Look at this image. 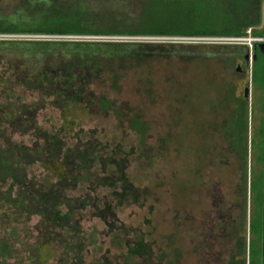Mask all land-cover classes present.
<instances>
[{
	"label": "rangeland",
	"instance_id": "374dc122",
	"mask_svg": "<svg viewBox=\"0 0 264 264\" xmlns=\"http://www.w3.org/2000/svg\"><path fill=\"white\" fill-rule=\"evenodd\" d=\"M23 1L30 0H0V7L7 9ZM146 1L53 0L63 7L81 2L93 16L116 17L124 13L136 15ZM194 1L199 15L204 17L203 26L219 28L244 23L241 6L245 0H237L236 15L234 0ZM250 4L258 19L256 29L260 30L264 25V0H252ZM223 7L227 12L221 10ZM23 37L46 36H0ZM217 39L181 38L175 42L190 41L189 44L202 46L191 48L189 53L178 49L179 54L174 56L153 55L121 66L107 65L88 86L86 93L92 94L90 104L84 96L85 103L72 105L63 112L45 100V106H39L36 111L40 132L54 137L65 149L92 141L106 158L109 155L116 162L112 166L107 164L105 172L95 166L98 180L81 182L74 190L65 192L70 199L95 197L100 210L106 204L112 208L113 216L106 220L94 216L90 207L76 211L75 227L84 245L83 264H224L227 261L228 239L223 238L218 245L214 239L224 228L221 211L229 210L238 175L223 128L229 118V102L222 91L234 70L222 58L230 50L222 47L245 45ZM0 60L11 65L17 63L13 54L7 52H0ZM43 62V66L56 63ZM115 75L119 76L118 90L113 89ZM12 93L11 99L18 107H34L42 100L38 93L20 88ZM100 98L111 101L113 106L107 111L100 110ZM6 99L0 97V103ZM134 116L146 125L143 137L130 128L129 120ZM7 131L11 142L26 147L37 142L32 134L23 136L10 128ZM115 169L122 170L132 191L126 200L114 195L121 193V188L109 186L113 176L109 179L107 176ZM25 173L37 185H42L47 175L40 164L28 166ZM52 181L57 180L51 178ZM103 183L106 186H99ZM65 212L63 209L62 213ZM7 220L10 219L0 218V233L7 228L2 221ZM38 223L39 218L32 217L18 228V241L14 243L18 258L9 260V264H38L31 259L38 245ZM140 244L148 250L142 257L132 252ZM56 254L42 249L39 258L46 260V264H58Z\"/></svg>",
	"mask_w": 264,
	"mask_h": 264
},
{
	"label": "trees",
	"instance_id": "16d2710c",
	"mask_svg": "<svg viewBox=\"0 0 264 264\" xmlns=\"http://www.w3.org/2000/svg\"><path fill=\"white\" fill-rule=\"evenodd\" d=\"M251 1L245 0L240 5L244 11L242 25L227 24L216 28L203 26L204 17L199 15L194 0H147L136 15L124 13L117 17L93 16L81 2L63 7L64 5L56 4L53 0H30L8 6L7 9L0 7V36L263 38V29H256L258 19L254 17ZM232 4L236 15L238 1L234 0ZM223 9L227 12L226 8H221L222 11ZM189 43L190 41L180 44L175 41L0 38V52L12 53L17 62L16 65H11L8 61L0 60V97H8L5 103H0V218L10 219L6 223L2 221V225L6 224L7 228L0 233V264H9V260L18 258L14 247V243L18 241V228L25 226L32 217L39 218L36 227L38 245L31 258L33 262L46 264L47 261L39 257L42 249H49L57 253L58 264H83L84 245L83 238L79 237V231L75 227L78 224L75 220L76 211L90 207L98 218L106 220L113 216L112 208L107 204L103 210L98 209L95 197L86 195L82 199H70L65 192L74 190L81 182L95 181L98 177L95 166L103 168L102 171L105 172L107 164L112 166L116 162L109 155L106 158L92 141L65 149V145L54 137L40 132L36 121L39 106H45L44 101L48 100L47 103L65 112L70 106L87 100L90 104L92 94L86 93L88 86L93 84L105 66H121L153 55L174 56L179 54L178 49H182V53H189L191 48L202 46ZM246 48L222 47L223 50H230L222 58L230 65L243 57V50ZM219 55L222 56V53ZM46 60H54L56 63L43 66V61ZM118 79L119 76L115 75L112 80L115 90H118ZM18 88L36 92L42 100L34 107H18L11 99L12 91ZM84 96L88 97L86 101ZM98 104L102 111L113 106L105 98H100ZM240 120L238 119L236 128L226 129L227 135L232 136L231 144L236 149L242 146L245 133L243 120ZM129 125L135 133L144 136L147 128L138 116L130 119ZM8 128L23 136L32 134L37 142L31 147L11 142L6 135ZM34 164H40L47 171L42 185L31 182L25 173V169ZM108 176V179L111 176L114 179L110 181V187L121 188V193L114 195L126 200L132 191L122 170L115 169ZM51 178L57 181L50 182ZM104 184L99 186H106ZM95 185L98 186L97 182ZM63 209L65 213H62ZM136 246L133 254L141 257L148 254L143 245Z\"/></svg>",
	"mask_w": 264,
	"mask_h": 264
},
{
	"label": "flooded vegetation",
	"instance_id": "af4514ba",
	"mask_svg": "<svg viewBox=\"0 0 264 264\" xmlns=\"http://www.w3.org/2000/svg\"><path fill=\"white\" fill-rule=\"evenodd\" d=\"M264 31V25H263ZM253 43L243 57L228 65L233 68L223 91L229 102V118L223 126L230 156L237 168V183L229 210L221 212L224 228L215 238L218 245L228 239L230 249L224 264H264V46ZM238 119L245 128L242 146H232L229 129Z\"/></svg>",
	"mask_w": 264,
	"mask_h": 264
},
{
	"label": "built area",
	"instance_id": "2783aa9c",
	"mask_svg": "<svg viewBox=\"0 0 264 264\" xmlns=\"http://www.w3.org/2000/svg\"><path fill=\"white\" fill-rule=\"evenodd\" d=\"M49 38H57L64 40L141 41V42L142 41H177L181 39V38H127V37H75V36L49 37ZM217 40H221V39H217ZM222 40H225L226 43L243 44L249 48L253 43H264V37L253 38L248 36L246 38H230V39L226 38Z\"/></svg>",
	"mask_w": 264,
	"mask_h": 264
},
{
	"label": "water",
	"instance_id": "95a60500",
	"mask_svg": "<svg viewBox=\"0 0 264 264\" xmlns=\"http://www.w3.org/2000/svg\"><path fill=\"white\" fill-rule=\"evenodd\" d=\"M263 35H264V31H263ZM261 46H264V43H263V44H261Z\"/></svg>",
	"mask_w": 264,
	"mask_h": 264
}]
</instances>
